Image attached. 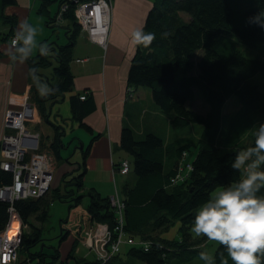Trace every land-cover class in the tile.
<instances>
[{
    "label": "trees",
    "instance_id": "1",
    "mask_svg": "<svg viewBox=\"0 0 264 264\" xmlns=\"http://www.w3.org/2000/svg\"><path fill=\"white\" fill-rule=\"evenodd\" d=\"M49 3L48 0L42 1L41 14L47 13ZM60 3H68L63 14V21L69 23L65 25L68 39L65 44L55 43L53 47L42 48L36 57L29 56L24 40H19L15 46L16 52L28 59L30 100L35 104L40 119L53 131L49 147L57 163L64 160L61 151L69 143L64 144V137L68 135L65 126L68 124L62 122L61 119L66 121L63 117L57 119L60 115L53 113L52 108L72 91L74 76L70 63L76 36L80 32L74 19L72 0H59ZM15 4L16 0H0V45L10 41L15 34L16 15L6 13V9ZM262 13L264 0H154L146 15L144 32H153L155 38L148 47L139 45L130 61L126 98L132 96L133 88L146 87L158 110L169 116L173 133L178 126L197 124L202 129L197 138L176 135L166 141L152 132L136 139L131 128L122 127L119 146L130 157L123 158L129 164V171L123 176L131 171L132 177L122 185L121 196L117 191L123 204L121 212L111 207L108 196L93 188L87 191L89 202L85 209L90 221L106 224L113 238L118 234V231H113L114 227L122 220V240L125 242L130 238L134 244L121 243L119 251L102 264H115L121 259L122 245L129 247L123 257L138 260L141 264H224L225 261L226 264H234L227 247L218 243L213 256H209L206 245L200 244L205 238H194L190 229L195 210L206 202L213 190L235 185L246 177L242 176V168L236 170L232 165L240 149L246 151L255 146L260 126L264 125ZM53 20L54 17L46 24L56 22ZM241 47L254 57L247 56ZM257 50H261L259 55ZM43 52L46 53L44 56ZM2 54L0 50V57ZM48 58L56 64L51 69V80L38 72L39 68L53 64ZM86 93L68 96L70 120L92 133L84 118L94 111L95 106ZM82 94H85L83 100L80 99ZM233 96L240 108L232 117H225L223 107ZM196 99L203 103V111L191 106ZM51 116L56 118V123L50 120ZM77 142L78 148L81 143ZM87 153L88 146H82L81 161L76 164L79 173L75 177L67 180L69 172L63 174L65 195H61L58 188H49L38 198L13 202L20 220L29 228L21 231L19 249L27 251L31 264L44 260L41 251H31L30 248L43 240L39 225L46 222L54 199L66 202L68 211L81 203L83 195L74 197L71 186H76L78 192L84 187L82 179ZM250 158L255 161L258 155L253 153ZM184 159L188 160V171L183 166ZM115 166L114 172L118 173L119 162ZM256 170L264 172V163ZM177 175L181 177L177 178ZM11 181L12 174L0 170V186ZM253 194L257 199H264V184ZM7 208L8 204L0 201V231L8 222ZM30 218L38 225L31 223ZM64 221L61 220V224ZM178 222L181 225L178 237H165L168 229ZM62 234L61 230L59 235ZM140 242L144 245L137 246ZM76 246L77 242H74L73 252ZM257 255L260 264H264V253ZM53 257H57V251ZM70 258L77 260L68 253L63 262ZM79 260L86 259L79 257ZM88 264H96L95 259Z\"/></svg>",
    "mask_w": 264,
    "mask_h": 264
},
{
    "label": "crops",
    "instance_id": "2",
    "mask_svg": "<svg viewBox=\"0 0 264 264\" xmlns=\"http://www.w3.org/2000/svg\"><path fill=\"white\" fill-rule=\"evenodd\" d=\"M43 0H16V4L6 9V13L15 14L17 26L15 34L21 33L20 40L25 38V29L21 27L26 23L29 27L34 24L35 18L40 16V4ZM48 16L50 19L56 17L59 0H48ZM154 0H111L110 24L107 35L105 49L90 42L86 34L82 31L76 36L73 50L77 56L73 58V65L70 66L74 76L72 91L65 94L61 102L56 103L53 109L60 104L67 103L66 114L64 113L65 123L70 124L71 132L69 136L80 141L82 146H88V153L85 160L86 171L83 176V189L85 185L90 189L94 188L103 196H111L116 186V176H122L114 172L115 165L126 154L120 149L119 136L122 127L125 125L132 129L135 138L140 139L147 132H152L166 141L180 136V132H172L169 123V116L162 114L153 103L149 89L145 87L133 88L132 96L126 98L127 84L126 77L130 61L138 46H133L131 33L134 29H143L146 15L150 10ZM53 20V21H54ZM54 23V22H53ZM66 25L68 22L62 21ZM11 38V37H10ZM0 50L3 53L0 57V141L4 132L3 128L4 113L7 109H20L26 99L31 100V80L28 59L24 54L16 52L15 47L10 45V41L2 43ZM74 54V52H73ZM82 59V62H76ZM87 92L94 102V111L84 118V122L91 127L92 133L83 130L77 123L70 120L68 96L75 93ZM35 105V104H34ZM65 108V105H64ZM60 115V114H59ZM59 117V116H58ZM37 118V120H36ZM39 115L35 106L34 122L40 123ZM31 123V122H28ZM26 123V127L28 125ZM30 126V125H29ZM46 126V125H45ZM28 128V127H27ZM47 135L51 133L46 127ZM78 145V144H77ZM78 149L81 152L82 146ZM59 162L57 164V169ZM56 169V171H57ZM65 173V172H64ZM62 176L63 173L59 172ZM57 175V176H58ZM54 175L52 187L57 180ZM80 190V192L82 191ZM88 191V190H87ZM86 207L81 203L67 211L66 220L74 215L86 212ZM64 223V222H62ZM60 222V230H61ZM69 235H71L69 233ZM74 241L71 239L67 247L68 252L72 248ZM80 243H77V246ZM75 247L78 253L80 248ZM94 257V253L90 252ZM93 254V255H92ZM81 258L88 259V254ZM71 259L66 264H70ZM88 261V260H87ZM92 258L88 262H93Z\"/></svg>",
    "mask_w": 264,
    "mask_h": 264
},
{
    "label": "built area",
    "instance_id": "3",
    "mask_svg": "<svg viewBox=\"0 0 264 264\" xmlns=\"http://www.w3.org/2000/svg\"><path fill=\"white\" fill-rule=\"evenodd\" d=\"M74 4L73 15L80 31L84 32L90 42L105 49L110 24L111 0H72ZM68 9V3H60L55 21L62 22L63 14ZM20 35H13L10 43L15 47ZM15 41V43H13ZM76 59V62H82ZM132 94V93H131ZM85 94L80 96L83 100ZM35 105L26 99L20 109H7L4 113L3 128L7 131L0 141V170L11 172V184L0 186V201L8 204V222L0 231V264H19L18 249L21 231L27 225L22 223L13 208V202L27 198H38L48 192L53 179L54 163L52 156L39 151V139L27 129L25 122H34ZM190 170L189 164L183 165ZM129 171L128 161L119 160L118 173L125 175ZM177 175V178H180ZM109 203L112 208L121 212L123 204L117 196V190L111 195ZM16 219L18 228L9 235L8 230L12 220ZM65 223V224H64ZM65 231L70 233L80 246L94 253L96 264H102L119 251L121 243L133 245L132 239L122 240L121 223L114 227L118 231L112 237L108 226L103 223H92L89 214L82 212L64 221ZM71 229V230H68ZM137 246L144 245L142 242ZM22 264H30L27 260Z\"/></svg>",
    "mask_w": 264,
    "mask_h": 264
},
{
    "label": "rangeland",
    "instance_id": "4",
    "mask_svg": "<svg viewBox=\"0 0 264 264\" xmlns=\"http://www.w3.org/2000/svg\"><path fill=\"white\" fill-rule=\"evenodd\" d=\"M46 21H51L50 17L48 16V13L46 14H40L39 18H35L34 24L31 25V28L34 30V34L32 37V44L31 45H27L28 49H29V56L30 57H36L37 54L39 52L42 51V48H47V47H53L56 44L59 45H63L65 44L68 39L65 36V31H66V24L64 23H56V22H52L50 25L46 24ZM25 38L27 37L28 33L27 31H25ZM24 38V39H25ZM52 42V43H50ZM243 52L246 53L247 56H253L249 51L246 50L245 47H241V49ZM74 54H72V57L74 58L75 56H77V54L75 53V49L73 50ZM262 52L264 53V51L262 50ZM50 53V52H48ZM47 53V54H48ZM261 53V50H257L256 54L259 55ZM43 56L44 54H46L45 52L42 53ZM263 57V56H261ZM52 61V65L48 66L46 68H39V73H44L46 76L53 78V76L51 75V69L53 66H55V62L52 60V58H48ZM73 61H71L70 66L73 65L72 63ZM178 75V74H177ZM146 88V87H145ZM148 89V88H147ZM65 105V108H64ZM68 104L64 103L63 105H59L57 108L59 109V117H64V113L66 114V108L68 109ZM191 106L198 110V111H203L204 109V105L203 103L199 100L196 99L194 102L191 103ZM240 108V104L239 102L236 100L235 96L231 97L224 105L223 107V113L225 117H232L233 115H235L237 113V111ZM53 112H58L57 109H53ZM53 115V114H52ZM57 116V119L59 118ZM40 119V117H39ZM61 119V118H60ZM37 120V118H36ZM50 120H52L53 122H57L56 118H54V116L50 117ZM62 122L65 123L64 119H61ZM60 120V121H61ZM40 123L35 124L36 122H31L28 123L29 121H26V123H28L27 125V129H29V131L35 136L37 135L38 139H39V151L40 153H46L51 155L50 152V147L49 144L51 142V139L53 137V131L51 130L50 126L48 124H46L42 119L39 120ZM61 122V123H62ZM59 123V122H58ZM30 125V126H29ZM46 125V126H45ZM46 127H49L51 130V133L49 135H47V130ZM67 128L68 133L71 132V128H70V124L65 126ZM176 129H178L177 131L180 132V136L185 135V136H192L193 138H197L200 134V131L202 129L201 125H197V124H193L191 126L188 127H175ZM74 135L72 134V136H69V134L67 136L64 137V144H67L66 149L61 151V155L62 158L64 159L63 161L59 162V167L57 169V162L55 161V158L52 156L53 159V163H54V175H56L57 177V181L54 182V187H52V182L50 184V189L54 190V188H58L57 190L59 191V193L61 195H65L64 192V182L62 179V176L58 175V173L62 172L64 174V172H69L68 176L66 177V179H70L72 177H75L78 173L79 170L76 169V164L79 163L81 161V152L80 150L76 147L77 143L75 140H73ZM244 150L240 149L239 154L242 153ZM193 156V155H192ZM126 157L128 159H130V157L128 155H126ZM251 158H249L248 160L245 161V166L241 167L242 168V176H246L247 175V165L252 163L253 161L250 160ZM68 160V161H67ZM68 162V163H67ZM188 164V160L184 159V165ZM57 169V171H56ZM58 175V176H57ZM132 177L131 171L129 172V174L127 176H116V186H117V191L118 194L121 196V187L124 184L125 180L127 178ZM233 185V184H232ZM230 186V185H229ZM227 187H220V188H216V191L219 190H223L228 188ZM86 189L82 190L81 192L76 190V186H71L72 190H73V196L76 197L78 195H83L82 199H81V205L86 207L89 199L87 196V190L89 189L86 185H85ZM93 187V186H92ZM90 186V188H92ZM67 189H70V187H68ZM94 189V188H93ZM213 193V198L215 196V193L212 191ZM113 195V194H112ZM67 203L66 202H61L58 199H54L52 205L50 206L49 209V214H48V218L46 220V222L44 224L39 225V227L42 228V238L43 240L39 241L38 244H36L35 246L31 247L30 250L31 251H41L44 254V260L41 261L39 264H66L65 259L68 255V253H71V257L77 258V260L70 258L71 262L70 264H88L92 258V256H90V252L84 248L83 246L78 245L77 247L80 248V251H78V253L73 252L71 249L68 252L67 247L70 245V241L71 239L75 241V239L73 238L72 235H69V233L67 231H65L62 227H64L62 223L61 226V230L63 231L62 236H60V221L63 220L66 216H67ZM19 217V216H18ZM66 221V220H65ZM30 222L31 223H35L36 225H38V223L36 221H34L33 218H30ZM180 223H176L174 226H171L168 231L164 234L165 237L168 238H173V237H178V229L180 227ZM23 231H27L29 230L28 226L25 227L24 229H22ZM71 230V229H68ZM191 234L193 235L194 238L196 239H201L203 237H198L196 236L194 233H192L191 229H190ZM64 234H66V237L64 236ZM205 246V250L207 251L209 256H213V252L217 246V243L214 241H210L207 240L206 238L204 240H202V242L200 243ZM127 246L122 245L121 246V259L117 260L115 262V264H132L134 262L141 264L140 261L138 260H127L123 257V254L125 251H127ZM57 251V257L54 258L53 255L56 253ZM88 254V261L87 260H83L82 262H80L79 257H81L82 255ZM27 251L24 249H18V255H19V261L21 263L25 262L24 259H28L27 258ZM93 255V254H92ZM29 263L31 264V261L28 259Z\"/></svg>",
    "mask_w": 264,
    "mask_h": 264
},
{
    "label": "clouds",
    "instance_id": "5",
    "mask_svg": "<svg viewBox=\"0 0 264 264\" xmlns=\"http://www.w3.org/2000/svg\"><path fill=\"white\" fill-rule=\"evenodd\" d=\"M21 27L28 33L24 44L31 45L34 30L26 23ZM261 27L264 29V25ZM154 38L153 32L145 34L143 29H134L131 33L134 47H148ZM20 51L24 52V49ZM253 153L258 159L246 166V177L226 189L213 190L214 198L210 193L206 202L195 210L191 226L196 236L226 246L234 264H260L257 254L264 253V199H257L253 194L264 184V172L256 170L264 163V125L260 126L255 146L237 154L233 169L244 167Z\"/></svg>",
    "mask_w": 264,
    "mask_h": 264
},
{
    "label": "bare ground",
    "instance_id": "6",
    "mask_svg": "<svg viewBox=\"0 0 264 264\" xmlns=\"http://www.w3.org/2000/svg\"><path fill=\"white\" fill-rule=\"evenodd\" d=\"M14 35H20V38H21V33L19 34V33H17V34H14ZM10 45H11V43H10ZM12 46V45H11ZM11 173V172H10ZM12 174V173H11ZM53 178H54V173H53ZM53 180V179H52ZM12 181H13V174H12ZM12 181H11V183H12ZM10 183V184H11ZM110 197L111 196H109L108 198L110 199ZM52 205V204H51ZM50 205V206H51ZM18 228V222H17V220L16 219H14V220H12V222H11V224H10V226H9V230H8V233H9V235H11V234H13V233H15L16 232V229Z\"/></svg>",
    "mask_w": 264,
    "mask_h": 264
}]
</instances>
